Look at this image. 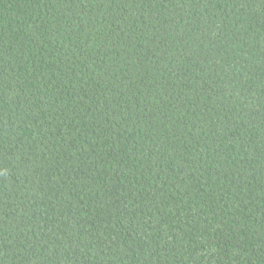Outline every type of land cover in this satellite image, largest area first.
Here are the masks:
<instances>
[{
  "label": "trees",
  "instance_id": "1",
  "mask_svg": "<svg viewBox=\"0 0 264 264\" xmlns=\"http://www.w3.org/2000/svg\"><path fill=\"white\" fill-rule=\"evenodd\" d=\"M0 264H264V0H0Z\"/></svg>",
  "mask_w": 264,
  "mask_h": 264
}]
</instances>
